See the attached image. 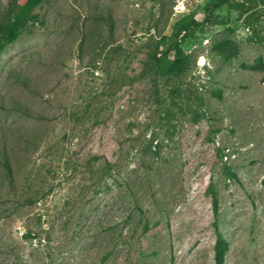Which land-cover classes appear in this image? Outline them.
Segmentation results:
<instances>
[{"label":"rangeland","instance_id":"1","mask_svg":"<svg viewBox=\"0 0 264 264\" xmlns=\"http://www.w3.org/2000/svg\"><path fill=\"white\" fill-rule=\"evenodd\" d=\"M217 4L48 0L4 49L0 264H101L120 233L142 238L136 264H215V228L222 264H264V0ZM189 14L185 73L155 76L137 51ZM112 154L125 169L102 181Z\"/></svg>","mask_w":264,"mask_h":264},{"label":"trees","instance_id":"2","mask_svg":"<svg viewBox=\"0 0 264 264\" xmlns=\"http://www.w3.org/2000/svg\"><path fill=\"white\" fill-rule=\"evenodd\" d=\"M47 1L48 0H8L7 14L2 20H0V54L9 44L14 42L29 25H41L43 23V17L41 15L40 8ZM216 1L218 3L217 5H222L229 4L234 0ZM239 1L241 3L250 2V0ZM201 23L202 22H199L192 14L184 16L173 24L168 43L162 45L161 42L150 43L145 51L140 48L137 53L146 55V60L152 63V69L155 76L178 78L185 73L189 60V56L183 47V42L186 40V38L192 36L196 29H200ZM18 79L23 84H26L23 77H18ZM12 107L22 114L30 115L29 111L20 104L14 103ZM118 151L121 154L122 160L125 161L127 155L123 154L122 145H119ZM156 155L158 156V154ZM100 160L101 162L98 164L99 166L95 170V173L102 181L111 179L114 174H120L125 169L124 164H118L117 159H114L113 154L109 158L95 156L93 161L98 162ZM2 165L4 166L9 179H11L12 169L7 157H3ZM87 166L89 169H92V165L90 163L87 164ZM123 182L126 183L125 180H123ZM208 191L211 195L213 212L216 213L217 198L212 185L208 187ZM137 209L141 210V207L137 205ZM147 229L148 224L145 222L143 224L144 232H146ZM215 233V264H222L223 240L216 228ZM24 237L27 239L35 238V236L31 233L25 234ZM142 242L143 241L141 237H134L132 235L123 233H120L117 236H111L108 238L110 249L101 256L100 263L107 264L110 260V257L115 252H118L117 250L125 249L126 256H124V258L121 260V264H136V258L132 256L131 251L134 248H138V253L134 252L135 254H138L137 257L145 256Z\"/></svg>","mask_w":264,"mask_h":264}]
</instances>
